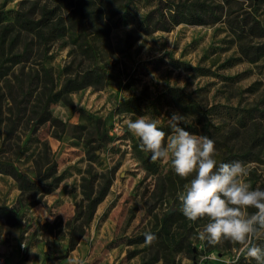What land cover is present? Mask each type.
<instances>
[{
  "label": "rangeland",
  "instance_id": "374dc122",
  "mask_svg": "<svg viewBox=\"0 0 264 264\" xmlns=\"http://www.w3.org/2000/svg\"><path fill=\"white\" fill-rule=\"evenodd\" d=\"M156 1L134 0L112 20H104L109 31L103 35L86 24L85 38L94 50L89 55L69 30L44 42L16 21L17 12L37 21L42 7H59L61 23L69 27L73 23L69 11L57 0H0V257L5 262L7 235L19 227L18 251H25L24 259L38 244L34 249L38 262L33 264H235L237 260L256 264L246 259L238 244L210 246L198 239L207 218L191 223L178 199L192 177L177 176L170 162H154L125 121L145 115L167 127L171 115L179 113L185 116L181 125L185 130L214 140L215 159L221 162L229 152L220 145L221 135L234 124L226 119L227 111L264 110V61L240 62L232 31L237 17L247 12L264 26V0H198L218 7L220 19L144 34L140 22ZM57 20L51 17L44 31ZM26 44L25 61L16 65L4 61L2 52L18 53ZM92 67L101 73L102 86L55 95L66 78ZM194 67L209 69L210 74H200ZM32 76L33 90L23 98ZM50 88L49 119L40 120ZM180 94L200 101L207 116L177 106ZM136 97L142 112L125 111L122 104ZM248 146L247 136L232 142L231 162L245 163L246 181L252 189L264 190V147L255 155L247 152ZM241 153L247 156L236 158ZM53 163L60 182L46 195L21 190L12 176L15 171L37 180ZM87 186L93 197L105 193L92 211L87 209ZM41 206L44 214L31 217L30 211ZM162 228V237L168 231L176 238L174 249L164 247L160 237L146 244L145 234ZM80 230L83 236L68 252L69 235ZM254 243L264 248V235Z\"/></svg>",
  "mask_w": 264,
  "mask_h": 264
},
{
  "label": "trees",
  "instance_id": "16d2710c",
  "mask_svg": "<svg viewBox=\"0 0 264 264\" xmlns=\"http://www.w3.org/2000/svg\"><path fill=\"white\" fill-rule=\"evenodd\" d=\"M57 2L59 5H63L66 11H69V17H71L73 21L69 27H66L64 22L61 23L63 18L61 15L62 12L56 11V8L59 10V7H51L49 9H47L46 6L42 7L41 17L37 21H33L27 13L17 12L16 21L22 28L30 31L34 37L44 42L56 32L69 30L72 34H75V43L82 52L94 55L93 46L88 43L85 38L86 24H90L94 28V31L103 35L109 31V25L107 22H104V20H112L123 10H126L134 0H127L124 3L121 0H57ZM217 8L216 6L207 5L205 2L198 0L191 2L188 0H180L178 2L157 0L154 8L144 15L140 22V29L144 34H151L156 31H169L181 23L204 24L206 18L210 22H216L220 19V17L217 16ZM246 15L248 17H246ZM246 15H242L241 17L238 16L234 27H232L235 36L234 42L237 53L239 54L238 60L240 62L259 64L260 61H264V26H262L256 17L252 16V13L247 12ZM54 16H57L58 20L48 31H44L43 28L47 26V22ZM249 18L250 20H248ZM5 27H7V29L9 28L8 26ZM77 29L78 31L76 32ZM82 38L86 39L83 43L80 42ZM0 48H2V44H0ZM28 50V44H26L21 52L11 53L10 50L4 51L2 52V56H4V61L9 62L11 65H16L26 60V56L29 53ZM171 62H173L176 67L181 65L179 61ZM193 69L200 74H210L209 69L206 68L194 67ZM33 77L34 76H32V80L27 85V92H24L23 98L33 90L31 87L33 85ZM102 84L103 77L101 73L94 67L87 68L81 74L66 78L60 89L55 92V95L61 96L89 86H102ZM254 86L255 85L252 84L248 90L251 92L254 91ZM51 90L50 88L46 99H44L40 120L49 119L47 106L50 101ZM177 99L178 100L175 101L177 106H183L191 113H199L203 117L207 116L208 111L206 108H204L200 101H196L191 95L180 94ZM139 100V97L133 98L130 101L124 102L122 107H127V109H125L127 112L140 114L142 111L139 108ZM215 108H218V106ZM226 116V119L228 121H233L234 124L226 134L221 135V147H224L227 151L229 150L228 154L222 158L221 162H231V159L235 157V153H231L229 149L231 148L232 142L240 139L244 141L246 140V136L249 142L247 152H254L256 155L257 152L264 147V123H262V121H264V110L258 108H235L234 113L227 111ZM256 119L260 121H256ZM161 129L168 133L171 132L169 126L161 127ZM245 156H247V154L241 153L236 155V158H243ZM146 164L148 166L147 168H152L148 162ZM54 166L55 163L52 164V167L45 170L37 180H31L15 171H12V176L21 190H38L42 195H46L57 188L60 182V178L54 175V169H52ZM153 171L156 172V169L154 168ZM87 189H89V191L85 193V198L88 202L87 209L88 211H92L102 200L105 193L99 191V193L95 194L93 197L92 189L89 186H87ZM90 215L85 220V224H88L91 217ZM191 223L193 222L191 221ZM163 231L164 228L150 233L154 234L155 237H160L164 247L174 249L177 245L176 238L174 236H168V231L166 233L167 235L162 237ZM83 234V230H80L78 234L73 231L69 235L68 252L72 251L77 246ZM143 238L145 239V237ZM235 264L251 263L237 260Z\"/></svg>",
  "mask_w": 264,
  "mask_h": 264
},
{
  "label": "clouds",
  "instance_id": "9594fccd",
  "mask_svg": "<svg viewBox=\"0 0 264 264\" xmlns=\"http://www.w3.org/2000/svg\"><path fill=\"white\" fill-rule=\"evenodd\" d=\"M125 123L140 139L141 150L151 153L154 162H170L177 176L192 177L178 199L189 221L207 218L198 239L210 246L225 241L238 244L246 259L264 264V248L254 243L264 235V190L252 189L246 181L247 165L241 161L218 163L214 140L185 130L181 126L185 116L179 113L168 119L171 135L145 115ZM155 239L154 234H145L146 244Z\"/></svg>",
  "mask_w": 264,
  "mask_h": 264
},
{
  "label": "crops",
  "instance_id": "0c3cea01",
  "mask_svg": "<svg viewBox=\"0 0 264 264\" xmlns=\"http://www.w3.org/2000/svg\"><path fill=\"white\" fill-rule=\"evenodd\" d=\"M45 212V208L38 207L30 211V216L36 218L38 216H42ZM9 241L6 247V263L7 264H33V262H38V258L36 256V250L38 249V244L33 246L27 254V259L22 257L25 252L22 248L21 251H18L19 239H20V229L19 227L15 228L11 235H7ZM23 244H21L22 246Z\"/></svg>",
  "mask_w": 264,
  "mask_h": 264
},
{
  "label": "built area",
  "instance_id": "2783aa9c",
  "mask_svg": "<svg viewBox=\"0 0 264 264\" xmlns=\"http://www.w3.org/2000/svg\"><path fill=\"white\" fill-rule=\"evenodd\" d=\"M0 264H6L3 258L0 257Z\"/></svg>",
  "mask_w": 264,
  "mask_h": 264
}]
</instances>
